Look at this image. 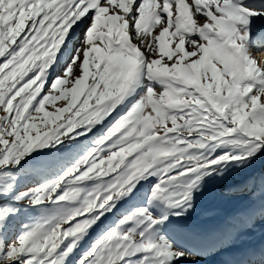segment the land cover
Returning a JSON list of instances; mask_svg holds the SVG:
<instances>
[{
	"label": "snow or ice",
	"instance_id": "obj_1",
	"mask_svg": "<svg viewBox=\"0 0 264 264\" xmlns=\"http://www.w3.org/2000/svg\"><path fill=\"white\" fill-rule=\"evenodd\" d=\"M261 156L264 0H0V264H197L264 185L201 250L174 220Z\"/></svg>",
	"mask_w": 264,
	"mask_h": 264
},
{
	"label": "rangeland",
	"instance_id": "obj_2",
	"mask_svg": "<svg viewBox=\"0 0 264 264\" xmlns=\"http://www.w3.org/2000/svg\"><path fill=\"white\" fill-rule=\"evenodd\" d=\"M65 102H57L56 107L64 106ZM49 110L54 108L46 106ZM241 182H245L249 187L257 189V194L249 196L244 188L237 187ZM264 185V156L258 158L255 163L245 172L233 175L228 181L217 183L211 186L210 191L200 196L192 214L186 218L190 221H196L208 225L210 222L218 223L226 220L227 216L235 214L240 210L252 208L257 211L261 205L260 193ZM223 188L222 191H216V188ZM259 212L256 213L257 219ZM111 221H109L110 223ZM262 222H258V224ZM208 255H213L209 253ZM217 255L214 254V257Z\"/></svg>",
	"mask_w": 264,
	"mask_h": 264
},
{
	"label": "bare ground",
	"instance_id": "obj_3",
	"mask_svg": "<svg viewBox=\"0 0 264 264\" xmlns=\"http://www.w3.org/2000/svg\"><path fill=\"white\" fill-rule=\"evenodd\" d=\"M245 185V182H241L237 187ZM255 211L261 214V205ZM245 210L228 215L226 220L218 223L210 222L208 225L201 224L196 221H190L189 219L174 220L172 225L173 235L182 243L187 244L189 247L201 250L205 247L207 242L218 231L223 228L227 223L232 222L234 218L241 216ZM258 213V214H259ZM259 214V216H260ZM240 235L238 239H235L234 244L230 248H224L223 250H213L217 255H208L209 251H203L202 255L196 256L195 261L197 264H229V261L241 258L244 253L248 251H254L257 255L261 250H264V222L257 223L254 228L249 230L239 229Z\"/></svg>",
	"mask_w": 264,
	"mask_h": 264
}]
</instances>
